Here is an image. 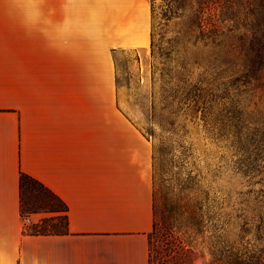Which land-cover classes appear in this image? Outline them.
<instances>
[{
    "label": "crops",
    "instance_id": "obj_1",
    "mask_svg": "<svg viewBox=\"0 0 264 264\" xmlns=\"http://www.w3.org/2000/svg\"><path fill=\"white\" fill-rule=\"evenodd\" d=\"M150 0H0V264H147L151 144L118 106L113 57L145 55ZM24 173L66 206L32 234Z\"/></svg>",
    "mask_w": 264,
    "mask_h": 264
},
{
    "label": "rangeland",
    "instance_id": "obj_2",
    "mask_svg": "<svg viewBox=\"0 0 264 264\" xmlns=\"http://www.w3.org/2000/svg\"><path fill=\"white\" fill-rule=\"evenodd\" d=\"M150 6L152 45L144 56L118 52L113 63L118 106L151 144L155 214L177 192L239 224L241 204L249 213L264 200V80L243 70V43L264 24V0ZM20 208L38 216L28 230L47 215L26 213L24 199ZM46 223L59 228L62 219Z\"/></svg>",
    "mask_w": 264,
    "mask_h": 264
},
{
    "label": "trees",
    "instance_id": "obj_3",
    "mask_svg": "<svg viewBox=\"0 0 264 264\" xmlns=\"http://www.w3.org/2000/svg\"><path fill=\"white\" fill-rule=\"evenodd\" d=\"M257 30L259 34L243 43V70L246 77L252 73V78L264 80V24ZM149 45H152V32ZM18 189L20 213L24 199L31 207L26 213L47 214L39 224H34L36 228L29 230L30 233L62 234L66 231V206L53 192L21 172ZM151 193L147 264H264V205H260L264 200L263 203L256 201L249 213L247 205L241 204L244 208H239L236 216L240 222L233 224L214 211L204 198L181 196L177 192L170 195L156 215L153 190ZM53 217L62 219L59 228L46 223Z\"/></svg>",
    "mask_w": 264,
    "mask_h": 264
},
{
    "label": "built area",
    "instance_id": "obj_4",
    "mask_svg": "<svg viewBox=\"0 0 264 264\" xmlns=\"http://www.w3.org/2000/svg\"><path fill=\"white\" fill-rule=\"evenodd\" d=\"M21 223H22V227H23L24 229H26V227H27L28 224H29V218H28L27 215H22V217H21Z\"/></svg>",
    "mask_w": 264,
    "mask_h": 264
}]
</instances>
